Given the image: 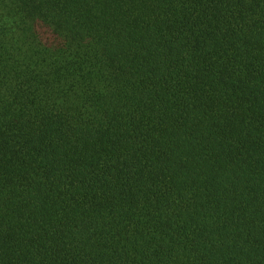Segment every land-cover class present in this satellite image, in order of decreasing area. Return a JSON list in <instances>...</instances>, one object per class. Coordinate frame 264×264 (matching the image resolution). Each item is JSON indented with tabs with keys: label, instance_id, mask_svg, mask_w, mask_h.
I'll list each match as a JSON object with an SVG mask.
<instances>
[{
	"label": "trees",
	"instance_id": "1",
	"mask_svg": "<svg viewBox=\"0 0 264 264\" xmlns=\"http://www.w3.org/2000/svg\"><path fill=\"white\" fill-rule=\"evenodd\" d=\"M0 264H264V0H0Z\"/></svg>",
	"mask_w": 264,
	"mask_h": 264
}]
</instances>
